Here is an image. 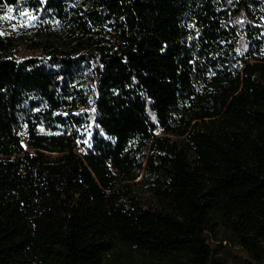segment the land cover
I'll list each match as a JSON object with an SVG mask.
<instances>
[{"label": "trees", "instance_id": "1", "mask_svg": "<svg viewBox=\"0 0 264 264\" xmlns=\"http://www.w3.org/2000/svg\"><path fill=\"white\" fill-rule=\"evenodd\" d=\"M0 264H264V0H0Z\"/></svg>", "mask_w": 264, "mask_h": 264}, {"label": "rangeland", "instance_id": "2", "mask_svg": "<svg viewBox=\"0 0 264 264\" xmlns=\"http://www.w3.org/2000/svg\"><path fill=\"white\" fill-rule=\"evenodd\" d=\"M12 8L13 11L9 12L8 9ZM22 12H27L33 15L35 19L29 20L26 16H22ZM9 17L4 19L3 17ZM51 27L52 34H46L49 38H55L60 33L59 27L56 22H49V19L43 18L34 13L25 5H6L0 10V33L12 35H24L27 40L26 45H30L33 39L41 38L45 29ZM61 34V33H60Z\"/></svg>", "mask_w": 264, "mask_h": 264}, {"label": "snow or ice", "instance_id": "3", "mask_svg": "<svg viewBox=\"0 0 264 264\" xmlns=\"http://www.w3.org/2000/svg\"><path fill=\"white\" fill-rule=\"evenodd\" d=\"M8 11H9V12H12L13 9H12V8H9ZM21 15H22V16H26L29 20H31V19H35V17H34L33 15H30V14L27 13V12H22ZM3 18H4V19H9V17H7V16H5V17H3ZM0 34H2V33H0Z\"/></svg>", "mask_w": 264, "mask_h": 264}]
</instances>
